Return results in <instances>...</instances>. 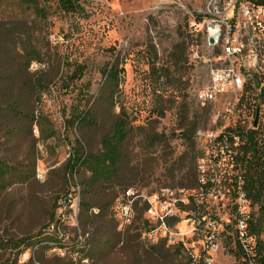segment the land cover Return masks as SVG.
<instances>
[{
    "label": "rangeland",
    "instance_id": "rangeland-1",
    "mask_svg": "<svg viewBox=\"0 0 264 264\" xmlns=\"http://www.w3.org/2000/svg\"><path fill=\"white\" fill-rule=\"evenodd\" d=\"M206 2L88 0L87 18L52 11L47 19L19 0L0 5V158L18 168L0 194V235L9 240L0 245V264H29L31 259L34 264H189V255L177 245L150 241L148 225L139 219L124 232L111 210L105 220L85 225L81 213H66L64 204L58 207L60 197L77 186L68 179L67 159L79 142L89 151L100 150L122 106L135 127L126 142L121 178L131 188L147 194L170 188L181 220L193 213L227 222L237 211L248 216L256 210L233 188L232 167L207 169L212 153L196 134L197 175L211 182L180 187L191 182L192 156L186 155L188 141L180 137L178 105L185 96L190 115L202 116L200 129L216 128L219 108H203L195 97L207 80L205 65L193 59L203 48L197 23ZM176 46L184 48L188 62L180 72L171 67L168 82L162 68L171 66ZM113 64L118 87L106 80L105 71ZM81 66L82 77L72 76ZM158 107L167 109L164 117L154 112ZM85 108L92 109L93 122L73 125L75 113ZM154 133L160 142L149 136ZM124 189L117 185L106 191V198L113 203ZM53 212L57 219L66 213L62 230L71 240L80 233L86 236L87 262L71 260L69 250L51 248L43 249L46 261L40 260L38 236ZM27 236L35 243L27 249L14 242ZM221 242L222 250L210 255L208 263L237 264L225 238Z\"/></svg>",
    "mask_w": 264,
    "mask_h": 264
},
{
    "label": "built area",
    "instance_id": "built-area-1",
    "mask_svg": "<svg viewBox=\"0 0 264 264\" xmlns=\"http://www.w3.org/2000/svg\"><path fill=\"white\" fill-rule=\"evenodd\" d=\"M261 1L207 0L197 23L204 43L201 52L196 51L193 59L203 62L207 80L196 91L195 97L202 105L219 106L214 118L216 128L196 132L212 153L213 164L208 165V170L233 165L230 142L232 137L234 146L239 145V135L232 129L237 124L247 130L264 127V4ZM222 123L227 124L221 126ZM69 197L64 201L66 213L71 211L78 215V185ZM241 198L244 199V194ZM177 204L178 199L170 188L150 194L128 188L114 204L119 229L132 225L137 212L143 209L149 221L147 234L150 241L154 243L162 239L167 244L181 246L189 254L191 264H209V256L222 250L225 223L231 220L222 222L207 215L197 217L193 213L181 220L175 208ZM64 214L44 231L42 236L47 239L44 243L54 250H69L67 252L73 260L87 262L82 253L71 251L73 246L83 243V236L80 233L71 240L65 234L62 230V224L66 222ZM173 217H179V220L171 224ZM233 231L234 237H238L251 253L255 239L249 235L246 220L239 217Z\"/></svg>",
    "mask_w": 264,
    "mask_h": 264
},
{
    "label": "trees",
    "instance_id": "trees-1",
    "mask_svg": "<svg viewBox=\"0 0 264 264\" xmlns=\"http://www.w3.org/2000/svg\"><path fill=\"white\" fill-rule=\"evenodd\" d=\"M4 1L5 0H0V5ZM19 1L22 6L33 10L36 16L39 18L47 19L52 11L57 13L61 12L67 15H75L80 18H87L89 16L87 9L88 0ZM261 2L264 4V0ZM176 50H178V53H173L171 66L168 68H162L163 77L168 82H171L172 80L170 68L173 67L177 72H180L184 64L188 62L187 56L182 55L184 54V48L176 46ZM83 72L84 69L82 66L76 67L72 73V76L81 78ZM118 73V67L115 64L108 67L105 71L106 80L115 87H118ZM199 105L203 108L209 107L200 103ZM166 110L167 109L165 107H158L154 110V112L158 116L164 117ZM177 112L179 113V130L181 131L180 137L188 141L189 148L188 151H186V155L192 156V163L190 167V174L192 175L191 182L188 184L182 182L180 187L184 189L205 187L207 186L206 184L211 182V180L208 178L206 182H203L197 175V170L199 169L197 168V149L196 143L193 140V135L196 134L198 129H200L198 126L202 120V116L197 113H195L193 117L190 115V103L186 101L185 96L178 105ZM93 118L94 115L92 109L85 108L78 110L75 113L72 123L73 125L77 126H85L89 121L93 122ZM132 121L133 120L131 119L130 114L122 106L119 113L116 115L111 131L102 138L100 150L96 152L89 151L84 144L79 142V147H76L74 152L67 159L66 167L68 170V179L70 183L72 179H75L77 182L76 185L80 187V204L78 216L81 213L82 218H85V225H91L97 218L105 220L107 215L110 214L111 210V215L115 219L116 225L119 228V222L114 208L115 201L119 196L116 197L112 203L110 199L106 198V191L113 190L117 185L119 187H124V191H126L128 188H131V182L126 180L123 181L121 178H123L124 164L126 163V142L135 129ZM232 129L235 131V134L239 135L240 141L239 145L234 146V138L231 137L230 143L232 148L230 156L233 163L231 167L232 170L235 171L231 177L233 178L232 186L235 188V190H239L241 192L240 194H244V199L249 202L252 208H256V210L250 212V214L246 216L244 213H240L241 211H237V209V212L235 215H233L234 218L230 219L231 221L229 223H225L226 231L225 234H223L222 241L225 238L227 245H230V253L235 255L239 260L237 264H264V127L259 126L257 129L247 130L242 124H237V126ZM149 136L153 140L160 142V138L156 137L157 135L155 133ZM161 136L163 138L166 137L163 133ZM226 168L228 170V167H224V169ZM17 173V165L11 164L0 158V194L8 189L12 183V179ZM78 175L80 176L79 181L76 180ZM71 193L72 191L70 190L67 194L60 197L58 207H61L64 204V201H68ZM180 204L183 207L182 210H185L187 206L184 203ZM68 205L70 206V204ZM95 208L98 209V213H95ZM201 216L203 215L201 214ZM239 217L246 220L249 235L253 236L255 239V246L251 253L245 249L244 244L238 237H234L233 228ZM138 219L143 221L146 225L149 224L148 219L144 215L143 209L137 212L133 224ZM57 220L59 219L54 216V212L51 213L49 223L38 236L39 240L37 243L41 246L40 250H42L39 258L40 260H44V262L46 259L43 249L51 247L49 244H46L45 246L44 242H46L47 239H45L42 234L53 222H56ZM178 220L179 217H173L170 220V223L174 224ZM132 225L126 227L124 232H126ZM82 241V245L76 244V247L74 248L73 246L71 251H79L83 254V245H85L86 241L85 235L83 236ZM8 242L9 240L0 235V245H8ZM14 242L19 247L24 245V249H27L35 244L33 242L32 236L18 238L14 240ZM158 242L167 244V242L162 239ZM156 247L157 245H155L153 248ZM177 247H179V250L182 249L181 246ZM20 252L21 249L19 250V253ZM35 252H37V249ZM71 260H73V257H71ZM45 263L50 264L47 261ZM29 264H34V259H31ZM65 264L72 263L66 262ZM189 264H191V260L189 261ZM199 264L204 263L200 262Z\"/></svg>",
    "mask_w": 264,
    "mask_h": 264
}]
</instances>
